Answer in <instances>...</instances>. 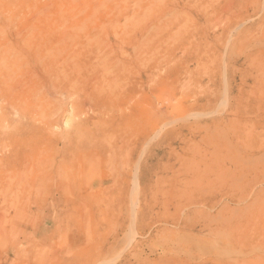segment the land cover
<instances>
[{"label": "rangeland", "instance_id": "374dc122", "mask_svg": "<svg viewBox=\"0 0 264 264\" xmlns=\"http://www.w3.org/2000/svg\"><path fill=\"white\" fill-rule=\"evenodd\" d=\"M0 264H264V0H0Z\"/></svg>", "mask_w": 264, "mask_h": 264}, {"label": "bare ground", "instance_id": "6f19581e", "mask_svg": "<svg viewBox=\"0 0 264 264\" xmlns=\"http://www.w3.org/2000/svg\"><path fill=\"white\" fill-rule=\"evenodd\" d=\"M70 120V119H69ZM11 140V139H10ZM8 147V146H7Z\"/></svg>", "mask_w": 264, "mask_h": 264}]
</instances>
